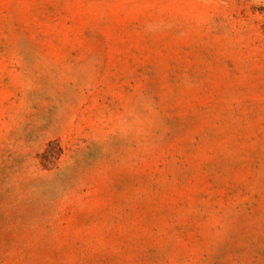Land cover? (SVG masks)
Returning a JSON list of instances; mask_svg holds the SVG:
<instances>
[{
    "label": "rangeland",
    "instance_id": "obj_1",
    "mask_svg": "<svg viewBox=\"0 0 264 264\" xmlns=\"http://www.w3.org/2000/svg\"><path fill=\"white\" fill-rule=\"evenodd\" d=\"M0 264H264V0H0Z\"/></svg>",
    "mask_w": 264,
    "mask_h": 264
}]
</instances>
